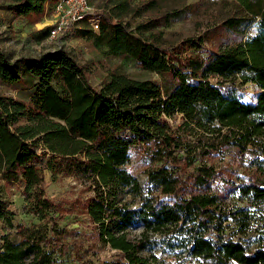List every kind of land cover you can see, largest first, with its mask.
<instances>
[{"label": "trees", "instance_id": "16d2710c", "mask_svg": "<svg viewBox=\"0 0 264 264\" xmlns=\"http://www.w3.org/2000/svg\"><path fill=\"white\" fill-rule=\"evenodd\" d=\"M50 1L56 0H10L7 8L16 17L38 19ZM235 1L243 14L222 26L238 39L210 48L203 36L187 38L181 47L156 33L135 37L153 21L127 30L121 23L133 13L127 0L109 17L102 14V34L113 31L108 51L167 73L166 87L121 72L96 87L88 68L64 48L12 59L0 44V83L21 82V62L36 81L29 102L0 95V178L23 183L25 213L38 220L16 224L17 211L0 192L6 225L0 264H157L153 244L159 235L193 261L264 264V0ZM249 83L257 91L245 101L238 91ZM177 114L183 122L175 126ZM132 149L153 165L145 183L125 168ZM48 154L53 157L45 165ZM229 155L233 161L225 162ZM77 156V177L94 192L85 202L87 215L102 246L119 251L113 259L85 261L76 241L69 259L67 229L60 227L45 172L56 158ZM218 159L224 162L216 167ZM244 164L246 176L238 171ZM215 181L231 185L240 204L226 205ZM229 221L236 226L227 231Z\"/></svg>", "mask_w": 264, "mask_h": 264}, {"label": "rangeland", "instance_id": "374dc122", "mask_svg": "<svg viewBox=\"0 0 264 264\" xmlns=\"http://www.w3.org/2000/svg\"><path fill=\"white\" fill-rule=\"evenodd\" d=\"M126 0H93L94 13L107 15L119 2ZM131 4L133 13L121 19V23L127 30L135 29L138 24L152 20L153 24L145 27V33L135 32V37L146 38L152 33L162 39L165 43H172L181 47L185 39L190 37H206L205 46L227 45L238 39L236 35L222 23L230 17L240 16L243 11L235 0H154L153 7H149L152 0H127ZM10 0H0V44L5 53L12 59L19 57L39 56L44 52L53 51L59 48L66 49L81 65L89 70V78L92 84L100 87L106 81L110 73L121 72L132 78L146 80L150 79L163 87L168 86L171 81L167 73H159L144 69L134 56L128 54L114 55L108 51L107 42L112 34V29L107 34H102L101 29H92L87 22H82L73 35L66 39L52 41L48 29L53 23L52 4L47 3L46 12L40 18L16 17L7 8ZM108 21H111L108 19ZM116 22V19H113ZM255 27L249 30L253 34ZM162 37V38H161ZM191 51L187 49L185 54ZM20 73L23 80L15 84L0 83V95L7 97L22 98L28 102L34 96V79L28 78L24 73V62L20 63ZM216 83L217 79H213ZM257 87L251 83L243 86L238 94L245 101L254 97ZM173 125L178 126L183 122L181 115L177 114ZM234 155L225 157V162L233 159ZM53 155L48 154L43 162L47 165ZM81 160L80 156L70 158H56L51 170L46 171L47 193L59 204L60 227L67 229L64 236L73 260L74 249L72 241L82 245L81 256L85 261L99 262V260L113 259L119 251L109 245L102 246L97 237L94 225L90 222L85 209V202L88 197L94 195L90 190L88 181H82L77 177L75 165ZM233 161V160H231ZM224 161L218 159L216 167L222 166ZM148 160H145L141 151L132 149V160L125 165L129 171L136 175L139 180L145 183L148 180L149 171L152 169ZM247 165L239 166L240 174L245 176L250 173ZM239 175V174H238ZM237 176H235L236 178ZM215 191L224 197L226 205L233 207L240 204L237 196H232V186L220 181L214 182ZM23 183H8L0 178V192L3 197L13 204L17 211L15 223H22L29 227L38 222L32 214L25 213V199L22 194ZM131 200V197L128 196ZM137 199V205H139ZM227 231L236 226V223L229 221L224 224ZM6 225L0 220V233L6 231ZM166 236H155L153 251L157 256V264H208L207 262L190 260L185 254L184 248L170 247L166 243ZM235 264V263H233Z\"/></svg>", "mask_w": 264, "mask_h": 264}, {"label": "built area", "instance_id": "2783aa9c", "mask_svg": "<svg viewBox=\"0 0 264 264\" xmlns=\"http://www.w3.org/2000/svg\"><path fill=\"white\" fill-rule=\"evenodd\" d=\"M93 0H56L52 4L53 23L49 28L52 41L73 35L82 22L94 30L100 29L102 14L94 13Z\"/></svg>", "mask_w": 264, "mask_h": 264}]
</instances>
